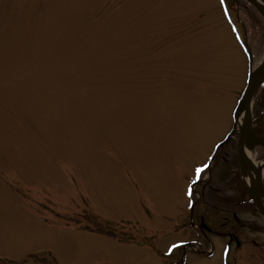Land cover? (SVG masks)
I'll list each match as a JSON object with an SVG mask.
<instances>
[{"label": "rangeland", "instance_id": "rangeland-1", "mask_svg": "<svg viewBox=\"0 0 264 264\" xmlns=\"http://www.w3.org/2000/svg\"><path fill=\"white\" fill-rule=\"evenodd\" d=\"M225 2L0 0V264H264L258 212L255 252L199 228L253 57Z\"/></svg>", "mask_w": 264, "mask_h": 264}, {"label": "flooded vegetation", "instance_id": "flooded-vegetation-1", "mask_svg": "<svg viewBox=\"0 0 264 264\" xmlns=\"http://www.w3.org/2000/svg\"><path fill=\"white\" fill-rule=\"evenodd\" d=\"M235 8H237V18L242 22L248 24L251 27V33L253 37V58H252V67L253 69L257 68L262 62H264V15L260 13L256 5L264 11V0H253L255 5L249 3L246 0H231ZM251 130L253 135L245 143L248 151L250 152L254 161H262L264 164V70L260 73V79L257 83V87L254 91V94L251 99ZM233 158L238 162L237 157V147H238V135L236 136V141L233 143ZM262 182L264 183V174L262 176ZM246 202V203H245ZM231 205L232 207H228ZM216 208H219L225 212V215H220L221 221L214 222L215 231L212 228H208L207 232L209 233H219L218 229H224V236L228 240L229 244L237 243L239 237L243 242H247L244 238H248L249 230L238 233V226H242L236 214L238 213L241 217H245L254 211L255 205L249 201L247 198L246 201H239L238 198L231 200H218L216 202ZM246 221V219H245ZM244 226V225H243ZM203 234H206L205 231L201 230ZM253 244L252 250L256 248V243L254 240L250 241ZM250 248V247H248ZM264 259V256L260 257ZM259 264V263H258Z\"/></svg>", "mask_w": 264, "mask_h": 264}, {"label": "water", "instance_id": "water-1", "mask_svg": "<svg viewBox=\"0 0 264 264\" xmlns=\"http://www.w3.org/2000/svg\"><path fill=\"white\" fill-rule=\"evenodd\" d=\"M256 82H257V79H256V76L255 77H252L250 80H249V83L238 103V106L235 110V113H234V118L236 120H238V118H240L241 116H243L245 118V123L239 128H237V130L239 131L240 133V139H242L244 136L246 137V132L247 130H249V104H250V99H251V96H252V93H253V90H254V86L256 85ZM237 126V125H236ZM240 165H241V169L243 170L244 166L245 167H249L251 168V164L250 162L244 158L241 154H240ZM255 170V169H253ZM257 187H258V191L261 190L260 188V182L258 180L257 182ZM256 196V193H253V197L255 198ZM260 212H262L264 214V211H262L261 209H259Z\"/></svg>", "mask_w": 264, "mask_h": 264}, {"label": "bare ground", "instance_id": "bare-ground-1", "mask_svg": "<svg viewBox=\"0 0 264 264\" xmlns=\"http://www.w3.org/2000/svg\"><path fill=\"white\" fill-rule=\"evenodd\" d=\"M245 122V118L243 116H241L238 120V126H242ZM244 154L247 155L248 157H250V153H248L247 149L244 148ZM258 170L261 172V174H263L264 172V167L263 164H261L260 162H256L255 163ZM209 169V167L207 168V170ZM242 180L245 183L246 187L248 188L249 191H254L256 189V179L255 176L253 174V172L247 168L244 167V174L242 176ZM258 201L259 203L264 207V197L261 196V194H259L258 196Z\"/></svg>", "mask_w": 264, "mask_h": 264}, {"label": "snow or ice", "instance_id": "snow-or-ice-1", "mask_svg": "<svg viewBox=\"0 0 264 264\" xmlns=\"http://www.w3.org/2000/svg\"><path fill=\"white\" fill-rule=\"evenodd\" d=\"M221 2H223V0H221ZM195 171H196V173L198 174L200 171H202V169L199 168V167H197V168L195 169Z\"/></svg>", "mask_w": 264, "mask_h": 264}]
</instances>
